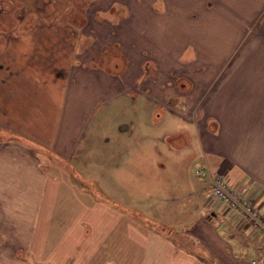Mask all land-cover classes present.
Masks as SVG:
<instances>
[{
	"label": "crops",
	"instance_id": "obj_1",
	"mask_svg": "<svg viewBox=\"0 0 264 264\" xmlns=\"http://www.w3.org/2000/svg\"><path fill=\"white\" fill-rule=\"evenodd\" d=\"M24 5V12L35 14V23L32 27L28 14L22 31L46 30L53 40L44 36L38 46L55 43L67 53L62 78L56 73L54 87L37 88L56 102L57 117L49 122L45 103L40 104L44 117L29 114L26 120L23 115L11 125L9 112H31L32 105L20 102L41 83L31 82L32 71L12 69L40 50L27 47L25 37H11L21 19L0 22V35L8 32L0 44V131L21 130L30 126V119L38 122L23 140L0 133V264H251L264 249L260 232L242 214L221 212L210 196V179L195 174L193 182L188 170L197 165L224 174L231 186L242 187L262 203L264 215V0H89L76 24L81 35L72 40L64 39V31L74 33L73 28L54 25L68 11V0ZM136 34H145L152 43ZM113 45L125 59L117 75L112 71L119 59L110 58L114 67L109 68L97 61ZM147 61L155 75L143 89L157 105L175 110L176 118L163 133L169 157L155 177V214L140 217L130 213L138 211L133 203L114 199L111 191L124 180L115 177L122 175V163H107L99 186L111 199L98 200L86 183H49L43 167L51 159L64 164L77 158L94 104L137 86L150 72L144 69ZM48 146L55 148L53 156ZM86 172L74 171V176L96 186L98 180ZM60 173L67 175L63 169ZM56 189L77 190L85 198L52 200L49 191ZM64 222L77 225L50 232L49 224ZM21 250L28 259L18 256Z\"/></svg>",
	"mask_w": 264,
	"mask_h": 264
},
{
	"label": "rangeland",
	"instance_id": "obj_2",
	"mask_svg": "<svg viewBox=\"0 0 264 264\" xmlns=\"http://www.w3.org/2000/svg\"><path fill=\"white\" fill-rule=\"evenodd\" d=\"M29 1L30 0H12L13 6L10 8L11 10L9 11V13L7 15L0 13V22L5 23L6 25L9 24V22L10 24L17 22V17L21 19L19 25H17L18 23H15L17 26L15 27V30L10 33V35H12L11 37L14 39L15 36H17L18 40H20L21 36L23 38L25 37L29 40L27 47H32L34 51H36V48L37 50H40V53H42V55L40 53H37L39 56L36 54L35 57L27 56L24 61L16 63V65H14L16 67L12 69L14 70L13 73L20 71L22 72L21 74H23V70H27V74H30V72L32 71L33 79H31V82H41L43 84L39 85L41 84L39 83V86L37 84L36 86H34L35 84L33 83L34 87L31 88L30 93L26 92L24 98L25 100L20 102L25 106L32 105L33 108L31 109V112L26 111V115L21 113L20 110H17L16 112H9L6 120L11 125H14L16 121H20L21 116L23 115L25 117L23 119L26 120L29 118V114L30 118L44 117V110L41 108V105L45 103L48 104L49 110L48 114L45 116H47L49 122H53L54 118H56L58 115V106L56 102L53 101L49 96H45L44 94H42L45 92V90L43 91L37 88H42L45 84H47L48 86H52L57 79L54 78V76L56 75V73L58 74V79L62 76L61 73L63 71H61V68H63L64 64L66 63L64 62L67 53L66 47L61 48L60 50L59 47L56 48L55 43V47L50 45L46 47V43L38 46L40 44L38 42V39H42L44 38V36L46 39L48 38L50 40H53V38H51L52 35L49 34L46 30L42 29L44 31H38L35 28H31L26 32L22 31L26 28L25 20L28 14L31 13L30 17L32 21V27L35 23V14H33V11L28 10L27 12H24L23 10V8L26 6L24 4L26 3L28 6ZM68 1V11L60 14L54 21V25L73 28L74 33L73 31H70L71 29H69V31L72 33L69 32V34L68 31H64V39L72 40L73 36H75V38H78V36L81 35L79 31L75 30L76 28L78 29V25L76 24L81 20L80 13H83V9L86 7V4H88L89 0ZM59 4H61V2H59ZM15 12H17V16L15 15L16 17L13 15L15 14ZM0 27L2 28L3 26L0 24ZM139 34H136V37H138V39H141V37H143L144 40H142V42L152 43L150 37L146 36L145 34H143L144 36H139ZM4 36L8 37V32L5 33V35H0L1 45L5 44ZM16 49L19 51V47H16ZM45 49L48 51L44 54ZM117 51L119 52L118 47L116 45H113L112 47L108 48L104 55L99 56V59L97 58V61L102 65H105L106 68L113 66L112 59H114V57L122 61L120 62L118 60L119 65L117 66V68L113 69V75H117V73L121 69L125 68V59ZM104 56H106V60H104ZM13 57L14 59H16L19 56L14 55ZM13 57H10L9 59H13ZM55 60H58V62H55ZM61 61H63V63ZM99 67L101 68L100 65ZM2 69L3 68H1V70ZM144 69L150 72L145 71L146 73L143 75V78L137 86L125 88L122 94H112L111 96L106 95L103 98V101H97V103L94 104L95 111H93L90 126L86 127L84 139L83 137L81 138L83 141L81 140L80 147L77 149V158L73 159V161H70L69 163L64 164L59 161V163L57 164L56 160L51 159L52 163H50L47 167H43L48 173L47 181L49 183L57 182L59 184L65 181H67L68 184L77 183L79 185H82L83 183H86V186L88 185L87 187L91 189V193H94L98 200L111 199L105 196L104 191L100 190V188H102L101 185H103L105 181V167L109 162L122 163V175L116 174L115 177H121L124 180L122 181V187L120 189H118L119 187H115L111 191V194L116 197H114V199H121L128 205L133 203L134 208L138 209V211L131 210L130 213L139 215L140 217H146L147 214H155V177L156 174H158L159 168L162 169L163 163L165 161L168 162L169 157L165 153L166 150L168 151L169 144L163 138V133L165 129L167 130L171 128V121L175 120L176 118L172 113H175V110H171L168 112L167 107L165 108L157 105V103L155 102V98H152L149 92H145V90L143 89L146 80L155 75V68L151 62H145ZM29 79L30 78L25 79V82L30 81ZM54 86L55 85H53V87ZM151 86L155 87V84H152ZM35 88L37 91L35 90ZM1 103L6 104V102L3 100L1 101ZM175 107L178 108V103ZM15 108L16 107H14L13 105L12 109ZM177 112L180 113L179 110H177ZM180 114L185 116L187 119V115L184 114L183 111ZM34 123H36V125L38 124L37 121H33L32 119H30V126H25V128L21 127V130L16 129V127L14 126V128H10L11 130L6 128L0 131V133L2 135H5L7 134V132H10L9 134L12 138L21 137L20 140H23L22 138L27 135V131H33L34 127L32 128V126H34ZM119 135L122 137H120ZM0 138H2L1 135ZM29 138L34 140L31 137ZM117 141H119L120 143H117ZM47 148L49 149V154L53 156L52 152L55 151V148L53 146H48ZM158 151L163 152V156H159L157 154ZM123 152L126 153V156L124 158L119 157V155ZM109 153H111L113 157H110ZM117 154L118 156H115ZM72 162L76 164L75 167L77 169H74ZM198 166L200 167L202 165L198 164ZM60 169L66 171L67 175L61 174ZM196 169L197 165H193L188 170V179L193 182H197V177L195 176ZM73 170L75 171V173H80L83 176H87V170L91 171L90 174L92 177H94L93 180H98V182L96 181L97 184L95 183L96 186H91L88 184V182L83 181V179L79 176H74L75 173ZM202 180H205V178H203ZM35 193L37 192L35 191ZM66 195H70L69 197L73 200H76L79 197L85 198V196L77 190L65 191L56 189L49 191V198L52 200L61 198L65 200ZM203 197H205V195H203ZM52 200H50V204L51 207L54 208L55 202H53ZM103 206L100 205L101 210L104 208ZM73 207L75 208L77 206L75 205ZM131 208L128 207V209ZM78 209L81 210V207H78ZM50 225H52V227H50V232L55 235V233L58 232L59 227L61 232H64L68 230L66 229L67 226L75 227V225L77 224L64 222L60 224H49V226ZM19 253H21L22 255L18 254V256L28 259L26 254H23L22 250L19 251ZM134 264L136 263L134 262Z\"/></svg>",
	"mask_w": 264,
	"mask_h": 264
},
{
	"label": "built area",
	"instance_id": "obj_3",
	"mask_svg": "<svg viewBox=\"0 0 264 264\" xmlns=\"http://www.w3.org/2000/svg\"><path fill=\"white\" fill-rule=\"evenodd\" d=\"M196 175L210 179V196L216 201L219 210L224 214L240 213L245 216L260 232L264 247V215L262 203L254 201L240 186H231L227 177L219 172L211 173L205 168H197ZM251 264H264V249L262 253L251 260Z\"/></svg>",
	"mask_w": 264,
	"mask_h": 264
},
{
	"label": "flooded vegetation",
	"instance_id": "obj_4",
	"mask_svg": "<svg viewBox=\"0 0 264 264\" xmlns=\"http://www.w3.org/2000/svg\"><path fill=\"white\" fill-rule=\"evenodd\" d=\"M12 0H0V13L7 14L13 6Z\"/></svg>",
	"mask_w": 264,
	"mask_h": 264
}]
</instances>
